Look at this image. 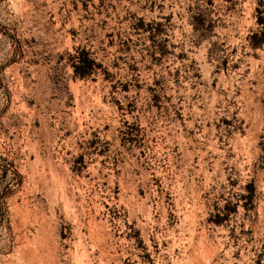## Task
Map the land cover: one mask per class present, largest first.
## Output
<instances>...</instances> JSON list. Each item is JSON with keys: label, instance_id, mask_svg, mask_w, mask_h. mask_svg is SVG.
Masks as SVG:
<instances>
[{"label": "rangeland", "instance_id": "rangeland-1", "mask_svg": "<svg viewBox=\"0 0 264 264\" xmlns=\"http://www.w3.org/2000/svg\"><path fill=\"white\" fill-rule=\"evenodd\" d=\"M0 264H264V0H0Z\"/></svg>", "mask_w": 264, "mask_h": 264}, {"label": "trees", "instance_id": "trees-1", "mask_svg": "<svg viewBox=\"0 0 264 264\" xmlns=\"http://www.w3.org/2000/svg\"><path fill=\"white\" fill-rule=\"evenodd\" d=\"M259 23H262V19L259 20ZM73 59V68L75 75L79 77H85L92 72V65L94 64V61L93 59L86 56V53H83V55H80L79 53L74 54Z\"/></svg>", "mask_w": 264, "mask_h": 264}]
</instances>
